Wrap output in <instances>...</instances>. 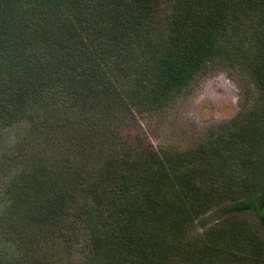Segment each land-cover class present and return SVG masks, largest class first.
<instances>
[{"label": "trees", "instance_id": "1", "mask_svg": "<svg viewBox=\"0 0 264 264\" xmlns=\"http://www.w3.org/2000/svg\"><path fill=\"white\" fill-rule=\"evenodd\" d=\"M220 67L249 76L252 107L156 150L142 116ZM38 144L46 161L28 156ZM263 151L264 0H0V264H66L60 248L77 264H197L225 233L210 217L264 227ZM161 180L175 196L157 211ZM187 230L209 241L170 237Z\"/></svg>", "mask_w": 264, "mask_h": 264}, {"label": "rangeland", "instance_id": "2", "mask_svg": "<svg viewBox=\"0 0 264 264\" xmlns=\"http://www.w3.org/2000/svg\"><path fill=\"white\" fill-rule=\"evenodd\" d=\"M256 96L255 89L245 72L237 73L232 69L227 70L221 67L212 68L195 78L185 90L169 102L165 109L143 115L138 123V131L142 132V135L158 151L163 149L183 151L195 146L212 132L222 130L243 110L251 108ZM131 131L132 134L136 132L133 129ZM19 148L22 153L21 148L23 147ZM27 153L29 157L30 153H36L35 156L38 159L46 161V150L43 144L34 145L33 149ZM3 167H0L3 168L0 169V213L5 205L1 193L2 180L11 171L7 166ZM160 187L159 190H155L161 197L160 200L154 198L157 211L159 204L163 206L162 199L165 200L167 206H170L175 196L169 193L172 186L167 185L166 180L160 181ZM234 187L235 185L232 188L233 192L241 185ZM168 194L171 196L168 197ZM177 213L179 214L175 215V218L179 221V217L184 216L181 206ZM236 218L245 226L244 231L233 230L234 218L227 214L215 218L210 217L206 221V227L215 226L225 230V233L219 241V246H214L203 253L197 264H264V258L258 257L259 255L264 257L263 252L260 253L255 249L256 244L263 246L264 249V227L252 214L237 215ZM156 219L166 221L169 218L161 211L156 215ZM197 233L194 230H187L185 233L178 231L171 233L170 237L177 242L187 240L192 243L196 242L197 245L200 242L204 243L205 239L209 241L206 237L209 234L201 236ZM251 237L253 239L250 241ZM182 253L179 254V261L191 259L188 255L190 251H182ZM59 254L66 264H77L74 261L75 252L60 248Z\"/></svg>", "mask_w": 264, "mask_h": 264}]
</instances>
